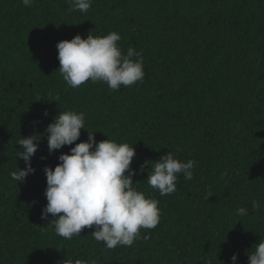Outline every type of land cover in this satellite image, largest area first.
Here are the masks:
<instances>
[{"label":"trees","instance_id":"obj_1","mask_svg":"<svg viewBox=\"0 0 264 264\" xmlns=\"http://www.w3.org/2000/svg\"><path fill=\"white\" fill-rule=\"evenodd\" d=\"M68 0H0V264H248L264 239V0H93L87 13ZM118 32L126 54H142L144 78L111 90L67 86L56 44ZM66 110L85 114L73 145L49 154L46 128ZM47 112L45 116L44 113ZM134 144L138 191L159 201L160 222L131 247L107 249L93 228L64 239L41 219L43 169L88 139ZM35 136L34 174L17 158ZM168 152L196 161L193 178L161 196L147 183ZM44 157V159H41ZM127 174V173H125ZM261 208L253 210L252 201ZM246 207L240 217L236 209ZM147 235V239L144 237Z\"/></svg>","mask_w":264,"mask_h":264},{"label":"clouds","instance_id":"obj_2","mask_svg":"<svg viewBox=\"0 0 264 264\" xmlns=\"http://www.w3.org/2000/svg\"><path fill=\"white\" fill-rule=\"evenodd\" d=\"M68 2L70 12L87 13L93 0ZM22 3L31 7L34 0H22ZM120 40V34L113 31L103 37L88 35L84 39L76 35L70 41L58 42V70L67 86L77 88L88 81L103 82L115 91L121 86L130 87L142 82L145 75L142 54L131 47L125 54L118 44ZM84 129L83 112L66 110L59 113L46 128L49 154L73 145ZM87 132L86 142L76 143L68 154L59 155L54 168L46 166L43 169L47 204L42 209L41 219L47 220L50 214L52 220L48 225L64 239L78 236L85 228H93L92 236L103 242L107 249L131 247L140 238L142 229H154L159 224V201L133 186L135 172L130 166L136 154L134 144L111 139L96 142L94 132ZM34 138H21L18 142L22 151L17 158L24 161L25 168L21 170L16 166L10 173L16 183L35 172L31 158L38 151V142ZM194 165L195 160L185 162L168 152L153 162L147 183L161 196L172 194L181 174L185 180L193 178ZM252 208L259 210L261 203L252 201ZM247 214L246 207L236 209L237 216ZM147 238L146 235L144 239ZM247 258L248 264H264V239L247 252ZM237 259L233 254L231 264H237ZM63 264H96V261L69 258L64 259Z\"/></svg>","mask_w":264,"mask_h":264}]
</instances>
